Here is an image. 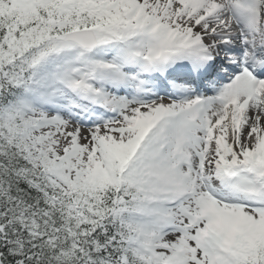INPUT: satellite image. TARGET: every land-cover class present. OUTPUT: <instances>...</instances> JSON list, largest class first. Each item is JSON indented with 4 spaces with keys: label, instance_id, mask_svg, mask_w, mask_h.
<instances>
[{
    "label": "snow or ice",
    "instance_id": "6c2138e0",
    "mask_svg": "<svg viewBox=\"0 0 264 264\" xmlns=\"http://www.w3.org/2000/svg\"><path fill=\"white\" fill-rule=\"evenodd\" d=\"M0 264H264V0H0Z\"/></svg>",
    "mask_w": 264,
    "mask_h": 264
}]
</instances>
